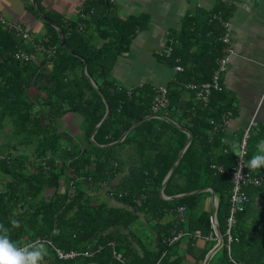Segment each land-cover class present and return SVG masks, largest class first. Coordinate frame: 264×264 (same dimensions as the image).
<instances>
[{"label": "trees", "instance_id": "obj_1", "mask_svg": "<svg viewBox=\"0 0 264 264\" xmlns=\"http://www.w3.org/2000/svg\"><path fill=\"white\" fill-rule=\"evenodd\" d=\"M43 15L61 30L68 49L57 30L45 22L42 37L30 41L0 22V177L4 179L0 178V224L10 229L12 241L24 245L50 240L45 264H156L159 260L180 264V256L171 259L178 243L168 246L165 240L176 223V209L183 207L185 222L179 228L199 230L203 237L212 238L200 252L198 261H203L216 244L210 221L211 194L191 192L210 188L217 199L216 220L223 245L209 264H230L225 232L232 186L229 172L237 149L226 142L223 118L230 113L234 119L237 109L225 91L214 92L204 108L183 89L187 83L210 81L223 49L221 24L228 20L230 10L218 4L209 13L185 18L179 38L169 45L170 56L158 57L181 71L166 87L167 108L156 116H165L192 134L163 189L167 198L186 195L175 200L163 199L160 189L187 141L184 132L153 117L116 143L133 124L153 115L150 107L156 88L139 83L128 94V88L110 75L132 39L147 29V16L123 19L110 0H86L72 21ZM36 47L54 53L41 57ZM19 52L32 55L35 62L16 59ZM88 77L109 110L93 136L106 105ZM71 114L82 117L81 143L61 131L59 120ZM262 139L264 129L254 128L247 162ZM112 143L116 144L108 146ZM24 151H30L31 159ZM213 164L226 172L219 174L211 168ZM115 179L117 184H111ZM242 190L249 202L235 216L230 254L241 264H264V212L250 214L256 195L264 192V182L259 187L246 184ZM168 214L172 219L165 221ZM13 219L19 227L12 226ZM139 232L150 233V241ZM181 241H187V252L196 251L194 239ZM98 246L100 251H94ZM54 248L91 255L61 260Z\"/></svg>", "mask_w": 264, "mask_h": 264}, {"label": "crops", "instance_id": "obj_2", "mask_svg": "<svg viewBox=\"0 0 264 264\" xmlns=\"http://www.w3.org/2000/svg\"><path fill=\"white\" fill-rule=\"evenodd\" d=\"M85 1L0 0V16L15 32L19 28L26 29L32 39L40 38L44 34L45 20L36 13L38 7L41 8L38 10L40 15L49 13L65 21H72ZM110 3L115 7L116 14L123 19L140 15L148 18L147 29L132 39L128 52L118 58L110 73L116 83L127 88L139 83L154 88L168 87L174 81L177 71L158 57L165 47L175 44L185 18L198 12L209 13L218 4L227 7L230 10L228 20L231 24L233 53L222 85L223 90L233 98L237 114L224 126L226 142L237 149L239 137L250 121L256 123V129H264V0H110ZM59 124L63 133L80 142L83 126L81 116H63ZM263 169L252 170L256 175H262ZM117 180L110 183L116 185ZM254 203L250 214L258 216L264 212V192L256 195ZM110 204L116 205L112 201ZM171 219L168 214L164 220ZM151 234L154 245L155 234ZM194 240L196 251L187 252V241H181L175 246L171 259L180 256L181 264H203L205 258L198 261L200 252L211 241L203 238Z\"/></svg>", "mask_w": 264, "mask_h": 264}, {"label": "built area", "instance_id": "obj_3", "mask_svg": "<svg viewBox=\"0 0 264 264\" xmlns=\"http://www.w3.org/2000/svg\"><path fill=\"white\" fill-rule=\"evenodd\" d=\"M0 22L4 24L5 26H8L7 23L3 20V18L0 16ZM220 22V21H219ZM222 29L223 33L222 36L219 38V41L223 44V49L221 56L216 60V69L213 72L210 81L202 83L200 85L195 83H187L183 85L184 91L191 95V98L195 100L199 105L206 108L209 105L211 95L214 92H221L223 90L221 79L225 72L228 69L229 65V58L232 55V45L230 40V31H231V24L229 20L222 21ZM9 27V26H8ZM11 28V27H9ZM15 32L17 36H19L24 41H30V33L26 29L19 28ZM41 57L42 55L48 54L51 55L54 53L53 49L45 50L43 47H36L35 49ZM171 46H167L163 49V51L160 53V56L162 57H169L171 54ZM16 59H19L21 62H29L34 61V57L31 55H28L25 52H19L16 54ZM176 71H181L180 67H175ZM138 87H141L139 85ZM136 88V87H134ZM132 87L128 88V94L132 91ZM168 90L166 87H157L155 96L151 102L150 111L152 114H159L168 106ZM231 114L228 113L224 118V125L226 126L228 121L230 120ZM256 127V123L254 121H250V123L247 125V127L243 130L242 135L240 137V140L238 142L237 146V154H236V160L235 165L232 168L230 173L231 178V190H230V197H229V214L226 218V240H227V254L230 264H241L239 261L235 260L231 254H230V243L232 242L233 238L231 236V232L236 224V214L244 211L245 206L249 202L248 196L243 192L242 187L246 184L252 185L254 187H259L264 182V174L262 175H255L252 173V171L247 166L246 161V151L248 146V140L251 136L252 130ZM212 169H216V171L219 174H222L226 172L222 167H217L216 165L211 166ZM264 170V169H263ZM228 173V172H227ZM71 195L73 193L71 192ZM136 204L139 205L140 201H136ZM176 223L173 226L171 235L166 238L165 243L168 246H173L177 243H179L184 238H192V239H205L206 241L212 240L211 237H203L199 230H195L193 232H188L183 229L179 228V225L181 223L185 222V209L183 207H180L176 209ZM39 240V239H37ZM36 240V241H37ZM215 240L217 241V238L215 237ZM223 245V244H222ZM101 249V246H98L94 251L99 252ZM56 256L61 260H68V259H74L78 256H90L91 254L86 251L84 253H77V252H69L64 253L61 252L59 249L54 248ZM114 256L119 259L120 257L117 256L115 253H113ZM164 255V254H163ZM156 264H162L161 260L157 261Z\"/></svg>", "mask_w": 264, "mask_h": 264}, {"label": "clouds", "instance_id": "obj_4", "mask_svg": "<svg viewBox=\"0 0 264 264\" xmlns=\"http://www.w3.org/2000/svg\"><path fill=\"white\" fill-rule=\"evenodd\" d=\"M247 166L249 169L264 168V139L258 142L257 153L247 162ZM252 169L250 170L253 172ZM11 224L13 227H19V221L15 219L11 221ZM50 246H52L50 240H37L24 245H18L12 241L10 229L0 224V264H44L45 257L48 255V247Z\"/></svg>", "mask_w": 264, "mask_h": 264}, {"label": "water", "instance_id": "obj_5", "mask_svg": "<svg viewBox=\"0 0 264 264\" xmlns=\"http://www.w3.org/2000/svg\"><path fill=\"white\" fill-rule=\"evenodd\" d=\"M36 13L38 14V16H40V18H42L43 20L44 17L43 15H40L39 11L36 10ZM46 23H48L49 25H51L52 27H54L57 32H58V35L60 37V41L61 43L64 45V47L66 49L67 46L64 44V40L62 38V34H61V30L56 27L55 24H53L52 22L48 21V20H45ZM88 80L90 81L91 85L93 86V88L98 91V93L101 95L102 99H103V102L105 103L106 105V113H105V116L103 117L102 121L96 126L94 132L92 133V136L94 135V133L96 132V130L98 129V127L100 126V124H102L106 118L109 116V110H108V105H107V102L105 100V98L102 96L101 92L98 90V87L92 82V80L88 77ZM153 117H157V118H160V119H163L167 122H169L170 124H172L173 126H175L176 128L180 129L182 132H184L186 135H187V141L185 142V145L183 147V149L181 150V152L179 153L173 167L171 168L170 172L168 173V175L166 176V178L164 179L163 183H162V186H161V189H160V195L162 197H165L164 196V193H163V189L166 185V182L167 180L170 178V176L172 175V173L174 172V170L176 169L177 167V164L180 160V158L182 157L184 151L186 150V148L188 147V145L190 144L191 142V139H192V134L190 132H188L186 129L182 128L179 124L171 121L170 119H168L167 117L165 116H156V115H151V116H147L145 118L142 119V121L140 122H137L135 124H133L123 135L122 137L116 142V143H120L122 142V140L125 138V136L133 129L135 128L136 126H138L141 122L145 121V120H148L150 118H153ZM92 136H91V140H92ZM116 143H112V144H109L108 146H112ZM200 192H210L211 194V203H212V214H211V217H210V221H211V224H212V228H213V231H214V234L217 238V243L216 245L207 253V255L205 256V260H204V263L203 264H208L210 258L217 252L220 250V248L222 247V244H223V238L219 232V227H218V224H217V220H216V212H217V199H216V196H215V193L212 189L210 188H206V189H202V190H198V191H194V192H191V194H194V193H200ZM186 196L185 194L183 195H177V196H173V197H170V198H166L167 200H175V199H180L182 197Z\"/></svg>", "mask_w": 264, "mask_h": 264}, {"label": "rangeland", "instance_id": "obj_6", "mask_svg": "<svg viewBox=\"0 0 264 264\" xmlns=\"http://www.w3.org/2000/svg\"><path fill=\"white\" fill-rule=\"evenodd\" d=\"M54 28V27H53ZM17 35V34H16ZM33 35V34H32ZM136 85L137 84H135V85H132L131 87L132 88H134V87H136ZM153 115H155V114H153ZM256 128V127H255ZM253 131V130H252ZM21 152V151H20ZM25 152V154H27V155H29V159H31V156H30V151L29 152H26V151H24ZM121 156L124 158L125 157V155H123V153L121 152ZM1 178V182H3L4 181V179L2 178V176L0 177ZM61 184L63 185V180L61 181ZM46 194H48V196H50L51 194H52V191L50 190H48V192H46ZM139 235L140 236H142V237H144L143 239L146 241V242H149L150 241V233H147V232H139ZM182 259V258H181ZM182 262V261H181ZM45 264V263H44ZM181 264V263H180Z\"/></svg>", "mask_w": 264, "mask_h": 264}, {"label": "bare ground", "instance_id": "obj_7", "mask_svg": "<svg viewBox=\"0 0 264 264\" xmlns=\"http://www.w3.org/2000/svg\"><path fill=\"white\" fill-rule=\"evenodd\" d=\"M94 173V172H93Z\"/></svg>", "mask_w": 264, "mask_h": 264}]
</instances>
